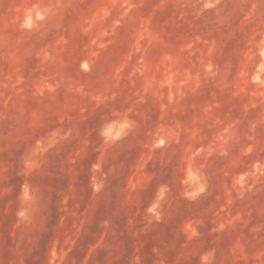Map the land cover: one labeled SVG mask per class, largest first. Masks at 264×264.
Masks as SVG:
<instances>
[{
	"label": "rangeland",
	"instance_id": "374dc122",
	"mask_svg": "<svg viewBox=\"0 0 264 264\" xmlns=\"http://www.w3.org/2000/svg\"><path fill=\"white\" fill-rule=\"evenodd\" d=\"M207 254L264 264V0H0V264Z\"/></svg>",
	"mask_w": 264,
	"mask_h": 264
},
{
	"label": "clouds",
	"instance_id": "9594fccd",
	"mask_svg": "<svg viewBox=\"0 0 264 264\" xmlns=\"http://www.w3.org/2000/svg\"><path fill=\"white\" fill-rule=\"evenodd\" d=\"M127 127H129V124H128L127 121H124V122H121V123L113 122L112 124L107 125L102 130L101 134L104 136L105 140L116 139L122 134L123 129H125ZM114 129H115V131H114ZM160 143H163V141H160ZM93 169L94 170H99V165L98 164L97 165H93ZM183 182L191 187V191H188V192L185 193V196H187L188 198H195L197 195H199L204 190L203 184L201 182V177L199 176V174L196 171H194L192 169H189L187 171L186 178H185V180ZM94 187L98 188L99 185L98 184H94ZM163 192H164V189H161V192H160V194L158 196V199H162L163 198ZM23 199L24 200L32 199V197L29 194V191H28L27 187L25 188V190L23 192ZM156 207H157V205L153 204L148 209V211L149 212H154ZM17 214H18V216L21 219H26L27 218V211L25 209H23V208ZM201 259L203 261H205V264H207V261L210 260V254H207V255L203 256Z\"/></svg>",
	"mask_w": 264,
	"mask_h": 264
}]
</instances>
